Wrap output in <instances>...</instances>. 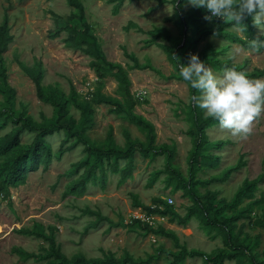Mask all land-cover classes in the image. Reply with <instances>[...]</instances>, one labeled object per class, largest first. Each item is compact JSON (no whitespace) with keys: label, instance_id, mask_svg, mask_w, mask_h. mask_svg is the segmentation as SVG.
<instances>
[{"label":"rangeland","instance_id":"rangeland-1","mask_svg":"<svg viewBox=\"0 0 264 264\" xmlns=\"http://www.w3.org/2000/svg\"><path fill=\"white\" fill-rule=\"evenodd\" d=\"M79 1L89 33L95 37L106 60L120 64L126 71L134 101L133 112L153 125L155 145H166L173 150L171 165L188 180L192 152L198 141L193 116L198 114L202 119L205 114L198 107L195 112L192 110L189 85L174 78L179 77L178 60H189L190 55H197L217 76L223 71H216L213 61L233 64L248 74L256 68H264V51L246 50L215 37L182 45L184 25L176 6L189 14L196 8L189 0L178 5L173 0H165L161 5L156 0L125 1L117 14L113 12L114 4L105 0ZM72 12L67 0H0V26L6 15L12 36L2 54L5 82L11 92L5 91L0 75V111L4 115L0 119V146L21 125L17 121L22 115L33 123L45 125L55 118L53 107L37 98L35 85L23 68L35 69L40 64L41 84L58 89L64 96L73 88L85 101H91L97 90L112 98L124 99L114 76H97L92 66L96 59L83 52L86 47L82 41L69 48L64 44L66 33L51 37L57 32L51 13L66 19ZM216 21L213 18L211 22L195 23L193 29L185 31L188 40L212 28ZM75 26L81 29L76 22ZM251 29L252 39L245 32L234 31L233 27L228 32L248 43L254 39L264 41V34L253 26L252 17ZM177 46L178 58L172 62L168 51ZM210 57L214 60H204ZM93 107V126L85 133L93 145L122 149L127 135L132 140L145 141L144 135L126 116L110 112L113 107L103 104ZM67 117L77 125L80 112L69 105ZM205 134L207 143L193 162L197 184L192 189L202 198L207 192L214 194L212 203L220 207L224 201L233 199L245 180L259 177L251 198L242 199L237 207L245 209L250 204L251 211L245 212L246 218L237 221L236 228L242 229L240 238L246 236L251 244L256 243L253 252L260 255L264 249V231L254 226L253 221L264 215V114L253 123L247 139L233 137L219 124L206 128ZM34 136L33 132L23 131L19 136L20 145L27 149ZM43 142L50 155L49 163L40 164L37 171L29 172L23 185L0 194V264H47L49 258L24 261L11 252L18 248L46 255L47 238H52L55 247L67 258L95 259L107 252L120 258L127 253L136 260L152 257L151 264H170L172 260L167 253L178 250L171 237L156 231L173 235L178 245L187 251L210 255L225 248L224 235L206 227L199 213H193L185 223L180 222L194 202L185 196L184 182L167 170L165 155L144 158L135 151L131 162L102 159L90 172L84 190L79 191L73 188L87 172L83 164L91 165L94 157L64 130L45 137ZM11 157V154H0V175L11 163ZM126 168L131 174L120 184L121 173ZM229 170V176L219 180ZM102 173L106 179L103 187ZM155 199L166 202L179 219L146 210L157 206ZM135 220L141 225L134 224ZM22 230L33 234H20ZM203 263L200 257L186 258L183 262ZM223 264L236 263L224 261Z\"/></svg>","mask_w":264,"mask_h":264},{"label":"trees","instance_id":"trees-1","mask_svg":"<svg viewBox=\"0 0 264 264\" xmlns=\"http://www.w3.org/2000/svg\"><path fill=\"white\" fill-rule=\"evenodd\" d=\"M105 1L109 4H114L113 12L114 14H117L118 9L125 1L138 2L142 0ZM156 1L159 2V5L166 2L165 0ZM186 1L188 0H173L175 5L183 4ZM67 4L73 9V12L66 19L51 13L53 22L57 28V32L51 37L57 38L61 32L66 33L67 37L64 40V44L69 48L74 47L79 41H82L86 47L83 52L86 55L96 59V62L92 63V66L97 76L99 78H103L105 74L114 76L119 83V88L123 93L124 99L121 101L102 94L99 90H97L93 94L91 101H85L78 97L73 88L70 90L68 96H64L58 89L50 86L44 87L41 84L42 67L40 64H38L35 69L23 68L24 72L35 85L37 98L53 107L55 118L50 122V124L47 125L33 123L29 118H24V115H22L23 118L21 120L18 119L17 122H21V125L16 127L10 137L0 146L1 155H12L11 163L3 168L0 175V194L8 193L9 188H17L18 186L23 185L29 172L37 171L40 164H44L46 166L49 163L50 155L46 150V146L43 141L45 137L60 130H64L70 138H77V140L85 146L86 153L89 156L94 157V162L91 165H89L88 162L83 164V166H87V172L73 188L78 189L79 191L84 190L85 183L90 178V172L94 169L97 162L101 161L102 159L115 158L128 160L131 162L135 151H138L144 158L165 155L167 170L174 178L184 182L186 187L184 194L194 202L193 208L190 209L184 218L180 219V222L185 223L193 213L197 212L199 213L206 227L218 230L224 235L225 238V248L217 250L214 254L207 255L198 251H187L185 247L178 245L177 239L173 235H166L163 231H156L155 233L157 234L171 237L175 242V246L178 248L176 252L170 251L167 253V256L172 260L170 264H183L186 258L195 257L203 258V264H223L224 261H234L236 264H264V249L260 255L255 254L253 252V248H255L254 245H256V243L254 242L251 244L252 241L246 236L240 238L239 235L242 233V229L241 227L238 229L236 228L237 221L246 218L245 212L251 211L250 204L245 209H238L237 207L242 202V199L251 198L252 193L256 189V185L259 182V177L251 181L245 180L242 186L235 193L233 199L230 202L224 201L223 205L220 207L214 206L212 203L214 194L207 192L202 198L192 189V187L196 186L197 184V181L194 180L195 170L193 162L199 157L202 148L207 143L205 129L218 125V121L213 118L200 119L198 118V114L197 116H193L198 132V141L191 156V165L189 169L190 176L188 180L183 179L171 165L173 159V150L169 149L166 145H155V133L153 125L133 112L134 101L129 91L130 82L126 71L120 64L111 63L106 60L95 37L89 33L90 28L85 22L83 5L79 0H67ZM176 12L180 16L184 25L182 45L197 44L207 37H215L241 45L246 50L250 49L249 43L246 40L228 32V29L233 27V23L220 18H215L217 21L212 26V28L202 31L196 36L194 40L189 41L185 31L188 29H193L195 23L206 21L204 17L210 16L211 13H209L205 8H195L194 11L186 14L183 13L177 6ZM75 22L81 25V29H78L75 26ZM242 24L246 27V31H244L245 34L249 36V39H252L251 16L246 17L242 21ZM214 33H217V35H214ZM11 41L12 36L9 34L7 16L5 15L0 26V75L5 86V91L8 94L11 91L7 88L5 82V68L2 54ZM177 49L178 46L174 50L168 51L169 59L172 62L177 61L179 52ZM258 51H264V48H261ZM209 59L211 61L214 60L212 57L206 58L204 60ZM188 61L189 60L181 58L178 60V64H184L187 66ZM212 64L216 71H224L226 68L233 67L240 71L235 67V65L229 64L227 62L220 63L218 61H213ZM247 76L250 79L263 78L264 68H256L251 73H248ZM174 78L183 80L180 75L179 77ZM186 83L189 85L192 95H199V93L191 88L190 83ZM101 104L113 107V109L110 110L111 113L126 116L130 123H132L144 135L145 141L140 142L138 140H132L130 136L127 135L125 147L122 149L115 148L113 146L103 149L93 145L85 133L93 126V115L95 112L93 105ZM69 105L74 106V108L80 112V121L77 125H75L72 119L67 117ZM191 108L195 112L196 106H194L193 103ZM3 116L4 115L2 111H0V119ZM25 130L35 133L33 142L27 149H24L19 143V136ZM229 173L230 170L227 171L221 178H219V180H225L229 176ZM130 174L129 168L123 169L119 183H123L124 180L130 176ZM105 180V175L102 173V187L105 184ZM201 199H203V201ZM154 204H157L154 209L146 208V210L151 213L170 214L171 216H176L179 219L178 215L166 202L160 199H155ZM161 206L163 207L162 210H160ZM226 211H229L230 214L227 215ZM134 224L141 225L140 221L138 220H135ZM253 225L264 231V215L262 218L254 220ZM19 233L28 235L33 234L32 232H28L26 230L19 231ZM46 240L49 244V249L47 250L46 255L27 253L18 248H13L11 252L17 254L19 258L24 261L29 259L49 258L50 261L47 262V264H151L152 260V257H148L146 260H136L127 253H125L120 258H116L110 252L104 253L101 258L95 259H86L83 256L67 258L59 251L57 247H55L54 240L52 238H47Z\"/></svg>","mask_w":264,"mask_h":264},{"label":"clouds","instance_id":"clouds-1","mask_svg":"<svg viewBox=\"0 0 264 264\" xmlns=\"http://www.w3.org/2000/svg\"><path fill=\"white\" fill-rule=\"evenodd\" d=\"M191 6L205 8L210 16L233 23L236 32L246 31L242 21L252 17L253 26L264 34V0H189ZM217 35V33H214ZM252 51L264 48V41L249 42ZM179 75L199 95L190 97L194 106L204 110L205 118H213L233 137L247 139L253 123L264 114V79H250L244 71L226 68L217 76L197 55H190L187 66L179 64Z\"/></svg>","mask_w":264,"mask_h":264},{"label":"built area","instance_id":"built-area-1","mask_svg":"<svg viewBox=\"0 0 264 264\" xmlns=\"http://www.w3.org/2000/svg\"><path fill=\"white\" fill-rule=\"evenodd\" d=\"M216 17H214V19H215Z\"/></svg>","mask_w":264,"mask_h":264}]
</instances>
